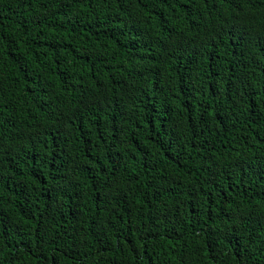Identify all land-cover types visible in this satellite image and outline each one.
Segmentation results:
<instances>
[{
    "label": "trees",
    "instance_id": "obj_1",
    "mask_svg": "<svg viewBox=\"0 0 264 264\" xmlns=\"http://www.w3.org/2000/svg\"><path fill=\"white\" fill-rule=\"evenodd\" d=\"M0 264H264V0H0Z\"/></svg>",
    "mask_w": 264,
    "mask_h": 264
}]
</instances>
